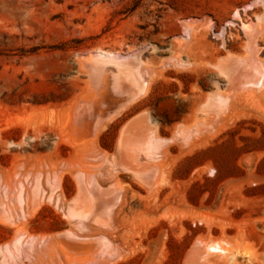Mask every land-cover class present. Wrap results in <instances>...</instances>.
<instances>
[{"label":"rangeland","instance_id":"rangeland-1","mask_svg":"<svg viewBox=\"0 0 264 264\" xmlns=\"http://www.w3.org/2000/svg\"><path fill=\"white\" fill-rule=\"evenodd\" d=\"M263 3L0 0V264H264Z\"/></svg>","mask_w":264,"mask_h":264},{"label":"bare ground","instance_id":"bare-ground-1","mask_svg":"<svg viewBox=\"0 0 264 264\" xmlns=\"http://www.w3.org/2000/svg\"><path fill=\"white\" fill-rule=\"evenodd\" d=\"M263 4H264V3H263ZM236 14H237V13H236ZM246 25H247V24H246ZM243 27H245V26H243ZM246 27H247V26H246ZM94 56H95V58H92V60H94L95 63L100 64V65H102V64L104 65V63H103V61H102V60H104V59H105L104 61H105L107 64H108V62H110V61L107 62V61H106L107 59H108V60H109V59H111V60H114V59H118V60H120V59H121V57H119V58H118V57L115 58V55H114L113 53H106V52H102V51L99 52V53H96ZM94 56H93V57H94ZM116 56H117V55H116ZM231 60H232V58H231ZM101 61H102V62H101ZM116 61H117V60H116ZM122 61H123V60H121V62H122ZM117 62H118V61H117ZM117 62H116V63H117ZM121 62H119V63H121ZM229 62H230V61H229ZM229 62H228V63H229ZM232 62H234V61H231L230 63H232ZM114 63H115V62H114ZM114 63H111V64H114ZM119 63H118V64H119ZM223 63H225V62H223ZM226 63H227V62H226ZM242 63H243V62H241V64H242ZM109 64H110V63H109ZM232 64H233V65H234V64L236 65L235 62L232 63ZM232 64H231L230 66H232ZM235 65H234V66H235ZM115 66H116V65H115ZM120 66H121V65H120ZM120 66L117 65V67L121 68ZM122 66H125V65L122 64ZM238 66H239V65H237V67H238ZM239 67H240V66H239ZM243 67H244V66H241V68H243ZM122 68H123V67H122ZM232 68H233V67H232ZM241 68H239L238 70H239V71H240V70L242 71ZM123 69H124V68H123ZM123 69H121V70H123ZM234 69H235V68H234ZM244 69H245V68H244ZM244 69H243V70H244ZM238 70H237V72H239ZM241 71H240V73H242ZM247 72H248V71H247ZM257 72H258V71H257ZM126 73H127V72H126ZM128 73H129V72H128ZM252 73H253V72H252ZM258 73H259V72H258ZM121 74H122V73H121ZM242 74H243V73H242ZM244 74H245V73H244ZM250 74H251V73H250ZM254 74H255V73H254ZM254 74H253V75H254ZM123 75H124V74H123ZM230 75H231V74H230ZM230 75H227V76H230ZM245 75H246V74H245ZM247 75L249 76V74H247ZM260 75H261V74H260ZM260 75H259V76H260ZM248 76H246V77H248ZM125 77H126V76H125ZM230 78H231V77H230ZM251 78H252V77H251ZM258 78H259V77H258ZM232 79H233V78H232ZM256 79H257V78H256ZM256 81H257V80H256ZM248 84H249V83H248ZM250 84H252V83H250ZM254 84H255V83H254ZM136 121H137V120H136ZM138 131H139V130H138ZM150 138H151V137H150ZM124 139H125V138H124ZM154 139H156V138H154ZM151 141H152V140H151ZM136 144H137V143H136ZM124 147H125V146H124ZM150 148H151V147H150ZM123 151H124V150H123ZM135 151H136V150H135ZM75 214H77V213H75ZM77 215H78V214H77ZM210 248H211V247H210ZM212 249H213V250L215 249L216 251H217V250H219V251H223V252L225 251V253H226V251H227L226 248H225V247H222L220 244H219V246H215V247H213ZM227 252H228V251H227Z\"/></svg>","mask_w":264,"mask_h":264}]
</instances>
